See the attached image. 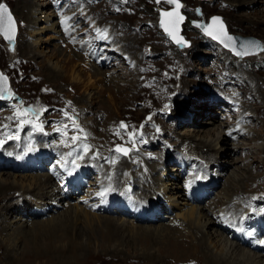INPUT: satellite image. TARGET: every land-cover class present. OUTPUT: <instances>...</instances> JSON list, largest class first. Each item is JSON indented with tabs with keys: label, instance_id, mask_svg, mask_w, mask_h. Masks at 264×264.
<instances>
[{
	"label": "rangeland",
	"instance_id": "obj_1",
	"mask_svg": "<svg viewBox=\"0 0 264 264\" xmlns=\"http://www.w3.org/2000/svg\"><path fill=\"white\" fill-rule=\"evenodd\" d=\"M21 1L0 0V4L7 5L16 21L14 46L6 44L0 36V70L8 77L10 84L8 97L0 100V141L3 142L1 150L10 151L12 143L21 141V137L25 138V141L27 139L29 145L36 143L54 145L55 142L52 141L57 136L52 133L59 130L55 129L56 124L60 126L59 123H69L72 118H75L77 124L71 125L72 128H83L86 134L94 131V143L98 146L99 153L105 152L108 145L130 146L131 150L133 149L134 153L138 154L135 160L138 164L125 162V165L132 166L133 170H137L141 166L149 178L151 173L147 170L145 159L147 161L156 159L155 152H163L165 160L171 158L180 168L181 159L187 161L191 167L185 178L178 179L179 173L175 165L171 163L168 165V170L155 172L153 175V180L164 177L165 181L170 183L169 187L180 185L179 190L183 197L184 193H188L187 191L190 190L189 187L192 186V181L195 180L197 173L203 175L206 170L208 171L209 162L213 167L219 168L218 170L223 172V177L218 180L217 187L213 188V192H208V187L209 190L211 187L207 181L205 182V186L207 183L208 187H203L204 193L211 195L207 196L208 199H204L200 204L201 206L206 205L210 209L211 217L216 219L218 228L211 229V233H217V230L222 231L226 222L233 221L234 214L240 215V218L256 212L257 209L264 214V0H259V6L255 2H253L255 5L250 4L249 6L245 3L240 6L236 3L237 0L205 2L179 0L183 3L181 11L187 18L207 22L211 16H221L228 33L237 35L241 39L253 37L259 40L262 43V51L256 56L244 59L231 56L213 41H209L210 38L187 24L183 25L182 35L189 42V46L185 48L175 46L158 28V14L153 11L154 7L168 10L170 6L164 2L156 5L153 0H93L95 5L91 6V0H61L59 4V0H35L36 4L44 6V9L40 8L39 12L31 13V19H27L25 16L29 11L23 12V8L20 6L22 5ZM50 1L53 4H58L57 7H62V4H65L63 8L68 13L72 11L69 14L80 16L78 21L83 24L84 32L97 36L99 44L105 43L112 54L111 57L114 56L121 67V70L118 68L113 72L116 82L110 84V75H106L107 79L104 82L96 77H92L93 82H90L89 77L90 74L92 75L94 67L89 68L90 65L86 62L88 54L83 52L73 57L72 54L75 53L58 44L59 39L48 28L49 23L44 19L53 12L52 17L55 21L52 20V23L55 26L61 15L66 14L67 17L68 13L66 11L61 13L59 8L53 5L48 7L47 4H50ZM17 3L18 5H16ZM89 6L90 8L87 10L86 8ZM79 23L73 22V29L76 30ZM32 25L33 27H30ZM85 26L87 30H85ZM72 34L75 35L71 37L73 41L78 35ZM66 36H71V34ZM33 39H35L34 44L32 43ZM36 41L38 43H35ZM30 44H32V49ZM30 50H34V52H30ZM102 59L104 58H99V60ZM57 66L58 68H56ZM53 68L59 71L60 76L50 79L47 72ZM100 70L103 73L106 72ZM109 71H111L110 64ZM73 75L75 77L79 75L78 79L76 80ZM214 92L223 94L226 98L224 108L229 113L225 114L228 117L224 122H221L222 125L223 123L225 125L232 123L233 117H236L235 120H239L238 115L242 112L245 113L243 114L245 117L243 116L242 119L247 125V133L241 135L240 133L245 131V125L239 122L235 127L234 142L232 138H229L227 140L228 147L224 148L222 153L219 152V155L217 154L219 147H217V151H213V155L218 156L219 161H216L219 164L212 160L209 161V159L193 158L188 150L195 148L189 143L192 142L189 138H193L195 133L192 131L188 133V130H201V133H196L199 134L200 137L197 139H200L201 143L208 141V144H211L210 142L216 139L217 133L207 132L212 128V125L207 124L208 121L216 117H212L213 114L219 115L220 112L218 109L220 105L209 108L206 105V103L208 104L206 100L208 95L213 100L219 98L214 96ZM16 96L19 97V101L15 100ZM84 99L88 101H84ZM177 106L178 108H176ZM203 109L204 111H202ZM207 109L211 111L206 112ZM32 111L38 113V117L34 116ZM161 120L162 122H160ZM220 130L225 135L226 130L223 126ZM230 131L233 130L230 129ZM240 135L242 138L239 137ZM58 138H61L59 145L72 142L69 137L61 135ZM199 141L197 140V144L200 143ZM186 145L188 146L186 147ZM17 147L18 145H16ZM204 151L206 152L207 148ZM226 152L231 153L230 156H225ZM128 157L130 158V155ZM131 157L133 159L134 155ZM124 159L126 158L124 157ZM88 160L90 161V159ZM35 164L37 163H31L32 166ZM181 169L184 170V168ZM16 173L0 172V180L6 181L5 179L12 177L9 182L15 183L19 175L33 176V173L20 171ZM3 174L7 175L3 176ZM207 174L209 175V173ZM15 175L16 178H14ZM204 177L205 180L208 179L207 175ZM201 182L199 180L198 183ZM112 183L116 185V182L112 181ZM127 184L123 185L124 190ZM248 184L253 187L250 189L251 186L249 187ZM254 188L255 191H253ZM123 189L121 188V191ZM128 190L131 191L130 186H128ZM235 191H238L240 195L236 194L237 192L232 193ZM65 192L68 194L69 200H72L73 198L70 197L66 187ZM13 193L11 192V194ZM232 196L236 200H230ZM249 196L252 197L247 199ZM22 198L23 196L20 194L14 200L15 202L13 201L15 211L10 216L0 219V227L7 225L9 228L6 229L7 231L0 228V244L2 246V248L0 246V264H210L212 260L207 256L217 258L222 252V248L215 249V245L209 249L202 248L199 244V239L205 238L202 234H199L197 239L194 238L193 241H190L192 238L184 236L187 232L181 230L182 235L169 231L174 235L164 238L165 241L172 237H176L180 241L187 238L191 244L180 242L186 250L169 252L167 249L170 248L168 246L170 241L166 242L167 248L166 244L164 246L160 240L158 243L152 244L151 239L137 240V238H133V230L137 231L138 225L149 227L148 225L135 224L132 222L133 219L128 216L99 215L103 218L119 219L122 221L119 224L122 225L124 222L128 228L125 235L122 233L119 236L112 235V231L98 223L97 217L94 215L97 213L92 212L91 214L90 212L94 210H90L89 207L86 208V211L90 213V218L94 222L92 224L83 215L84 209L81 207H78L80 216L70 214L72 216L70 217L68 215L69 211L73 212L77 208L75 205L67 207L66 210L58 208L60 212L50 213L46 217L25 221L19 217V214H22L19 211L20 208L17 209L19 207L17 202H21ZM154 199H157L155 195ZM185 199L186 197L175 196L173 201L177 204L180 203L179 205L183 204L184 212L188 210L185 205L188 203ZM43 200L34 198L30 200L29 206L33 209L43 203L51 202L50 199ZM241 200L242 202H240ZM226 201L235 203L236 207L229 210ZM162 202L169 209L167 202ZM4 203L5 201H0V209ZM190 204L191 202L188 205ZM223 206H225V212ZM237 206H239V211ZM16 210L19 211V214ZM247 210L248 212L245 213ZM184 212H179V208H174L172 213L180 224L185 225L188 221L184 223ZM66 217L69 218L66 219ZM249 218L250 215L246 217V220ZM56 220L58 222L68 220V225L71 226L68 227L69 234L73 232L72 229H75L88 236L78 239L77 244L72 246L73 242L66 237L51 240L46 234L54 231ZM180 224L179 227H181ZM254 225L251 227H255L259 232L255 221ZM154 226H158L157 228L162 226L164 229L169 228L170 225L166 222ZM55 230L57 232L55 235L67 236L61 233L64 231L58 227H55ZM194 232L197 233L196 230ZM39 235H45V237H37ZM35 237L41 242H38L39 245L37 242L35 243ZM122 237H125L126 240ZM78 244L80 246H77ZM255 244L259 245L260 243ZM40 248L42 249L40 250ZM70 248L72 250H69ZM245 249L254 253L246 247ZM205 252H208V255H205ZM255 253L262 256L258 252Z\"/></svg>",
	"mask_w": 264,
	"mask_h": 264
},
{
	"label": "bare ground",
	"instance_id": "obj_2",
	"mask_svg": "<svg viewBox=\"0 0 264 264\" xmlns=\"http://www.w3.org/2000/svg\"><path fill=\"white\" fill-rule=\"evenodd\" d=\"M54 1V0H53ZM236 1V0H235ZM240 1V2H239ZM61 2V0H59V2H58V4ZM239 2V3H238ZM253 2H255L257 5H258V3H259V0H237L236 1V3L238 4V5H240V6H243V5H245V3L247 4V5H249L250 6V4L251 5H255V4H253ZM50 4H47L48 5V7L49 6H51V5H53V6H55V7H57V5L58 4H56V3H52V1H50L49 2ZM20 4V3H19ZM21 4L22 5H20V6H22V8H23V12L24 11H26V10H28L29 12H28V14L25 16V18H27V19H31V17L30 16H32L31 15V13H36V12H39L40 11V8H43L44 9V6H40V5H37L36 4V2H35V0H22L21 1ZM62 4V3H61ZM16 5H18V3L16 4ZM44 5V4H43ZM63 6H65V4H62ZM90 5L91 6H94L95 5V3H94V1L93 0H91L90 1ZM63 6L62 7H57V8H59V11L62 13V11H63ZM259 6V5H258ZM39 8V9H37V10H35V9H33V8ZM52 7V6H51ZM90 8V6L88 7V8H86L87 10ZM52 9V8H51ZM42 11V10H41ZM44 11V10H43ZM64 11H66V13H68L67 12V10L65 9ZM70 12H72V11H70ZM69 12V13H70ZM67 14V17H66V14L65 15H61V24H60V33L61 34H63L64 36H66L67 34H72V33H75V34H77L78 36H80L78 33H77V31H78V29H79V27L78 28H76V30L75 29H73V27H72V25H71V23H70V20H72L73 18H74V16H72V15H74V14ZM52 14H53V12H51L50 13V15H47L48 17H51V18H48V17H46L44 20L45 21H47L48 23H49V29H51L54 33H55V35H56V24H55V26H54V24L52 23V20H53V17H52ZM38 15V14H37ZM41 16V15H40ZM78 17V16H77ZM69 18H71V19H69ZM79 19H80V16L78 17ZM33 20V19H32ZM39 21H40V18H39ZM53 21H55V19L53 20ZM67 21H68V23H67ZM29 22V21H28ZM31 22V21H30ZM37 23V22H36ZM75 23H79V21L77 20V21H75ZM37 25H38V23H37ZM83 25V24H82ZM30 27H33V25L32 26H30ZM84 28H86V26L84 27ZM66 30V31H65ZM32 33V32H31ZM37 33H39V31H37ZM41 33V32H40ZM38 35V34H37ZM33 36V35H32ZM35 36H36V34H35ZM56 38H57V36H56ZM34 40L35 39H33V41H32V43L34 42ZM40 40V39H39ZM130 41V40H129ZM209 41H212V40H209ZM77 37L73 40V43L74 44H79V50H80V54H82L83 52H85V53H87L88 55H86V62L90 65V67L89 68H92V67H94V68H92V69H94L93 71H92V75L90 74V82L92 81L93 82V80H92V77H96V78H98V79H100L101 81H106V75L108 76V75H110V77H111V79H110V81L109 80H107V81H109L110 82V84H113L114 82H116V76H115V74L113 73V72H115V70L116 69H120L121 67L118 65V64H116V67H113V65H110V70L111 71H109L108 72V68H109V63L108 62H106V60L105 59H102V60H99V58H102V57H100V56H102V53H105L106 51H109V49H107L106 47H101L100 48V52H101V54L100 55H96L95 54V49H96V46H94L93 44H85L84 42H83V40H80L79 42H77ZM125 42V41H124ZM132 42V41H131ZM214 42V41H213ZM35 43H38V41H36ZM215 43V42H214ZM15 44V43H14ZM14 44H12L11 46H14ZM23 44V43H22ZM34 44V43H33ZM125 44V43H124ZM132 44H133V42H132ZM220 49H222V50H224L225 52H227V53H229L227 50H225L224 48H222L221 46H219L217 43H215ZM31 45V46H30ZM29 46H30V48L32 49L33 47H32V44H30ZM134 45V44H133ZM34 46V45H33ZM20 47H21V45H20ZM128 48V47H127ZM132 49V48H131ZM130 50V49H129ZM30 52H34V50H30ZM29 54V53H28ZM77 54H72V56L73 57H75ZM121 55H123V53L121 52ZM96 57V58H95ZM98 57V58H97ZM106 58V57H105ZM131 60H133L132 58H130ZM132 62V61H131ZM136 66V65H135ZM95 67H98V68H100V69H102L103 71H106V72H108V73H103V72H101V70L100 69H96ZM56 68H58V66L56 67ZM121 70V69H120ZM48 75H49V78L50 79H54V78H57V77H59L60 76V73H59V71H57L56 69H51V70H49L48 72ZM78 77H79V75H77ZM75 77L74 75H73V77L74 78H76V80L78 79V77ZM99 81V80H98ZM216 82H218V81H216ZM135 83V82H134ZM220 85V84H219ZM135 87V86H134ZM222 90V89H221ZM215 93V92H214ZM183 94V93H182ZM129 95V94H128ZM185 98V97H184ZM228 98H229V96H228ZM91 100V99H90ZM213 100V99H212ZM214 100H217V98H215ZM84 101H88L87 99H84ZM234 102H236V101H234ZM217 106L219 105V104H216ZM176 108H178V106L176 107ZM207 108H209V107H207ZM91 109V108H90ZM93 111V110H92ZM202 111H204V109L202 110ZM207 111H211V110H206V112ZM32 113H33V115H35V116H37L38 117V113L36 114V112L35 111H32ZM158 113L160 114V111L158 110ZM160 118H161V116H160ZM163 119V118H162ZM37 121V120H36ZM160 122H162V120L160 121ZM209 123H207L208 125L210 124V125H212V128H210L209 130H207V132L208 133H212V132H215V133H217V136H216V139H214V140H212V142H210L211 144H208V141H203V143H201V140L200 139H197L198 137H200L199 136V134H196L197 132L199 133L200 131L198 130H188V133H190V131H192V133H195V135H193L192 137L193 138H189V140H191L192 142H189L190 143V146H192V145H194L195 146V148H191V150H189V152L191 153V157H200L201 159H209V161H214V163H217V161H219V159H218V156H216V154L215 155H213V151H217L218 149H217V147H219V150H218V155L220 154V153H222V151H223V149L225 148H227L228 147V143H227V136L226 135H223V132H221V130H220V128L222 127V123L219 121V120H217L216 118H211V120L210 121H208ZM163 124V123H162ZM162 126V125H161ZM160 126V127H161ZM240 127V126H239ZM158 129H159V127H158ZM169 129V128H168ZM167 130V129H166ZM172 132V131H171ZM204 132V131H203ZM167 133V132H166ZM201 133V132H200ZM214 133V134H215ZM147 134V133H146ZM241 135L243 134V133H240ZM198 135V136H197ZM170 136V135H169ZM189 137V136H188ZM187 137V138H188ZM213 137V136H212ZM255 137V136H254ZM173 138V137H172ZM193 139V140H192ZM145 140V139H144ZM188 140V141H189ZM197 140L200 142L199 144H197ZM251 140H254L253 138H251ZM230 141V140H229ZM196 142V143H195ZM249 146H250V143L248 144ZM188 145H186V147H187ZM190 146H189V148H190ZM23 147L21 146V148L20 149H22ZM107 148V147H106ZM205 148H207V151L205 152L204 151V149ZM186 149V148H185ZM115 151V150H114ZM185 151H187V150H185ZM235 151V150H234ZM116 153H118V154H120V155H122L121 153H119V152H117V151H115ZM150 152V151H149ZM220 152V153H219ZM230 154L231 153H225V156H230ZM130 155V154H129ZM129 155H127V156H129ZM187 155V154H186ZM185 155V156H186ZM123 157H125V158H127L125 155H122ZM173 156V155H172ZM188 156V155H187ZM141 157V156H140ZM142 158V157H141ZM181 158V157H180ZM125 160V159H124ZM131 160H133V159H131ZM144 160V159H143ZM170 160H171V158L170 159H168V160H163V158H160V161H158L157 162V164H156V166L153 168V173H158L159 171L161 172V171H166V170H168V165H169V163H170ZM190 160V159H189ZM217 160V161H216ZM208 161V162H209ZM226 161V160H225ZM181 168H185V166L187 165V161H185V160H183V159H181ZM33 163V162H32ZM124 164V162H118L117 164H114V165H112L113 166V168L111 169V172H113L114 173V176H115V182L117 183L116 185H114V184H112L111 185V187H113V188H118V185L119 184H124L125 183V181H127V180H129V179H131L132 178V175L131 174H128V173H125L126 174V178H125V176L123 175V171L125 170V171H127V172H129V168H130V165H126L125 166V168H124V170H121V167H122V165ZM179 164V163H178ZM208 164V163H207ZM217 164H219V163H217ZM125 165V164H124ZM133 165V164H132ZM196 165V164H195ZM194 168V167H193ZM120 170H121V173H120ZM173 171H176V169H173ZM178 172V171H177ZM199 172V171H198ZM207 172V170L203 173V175L204 176H206L205 175V173ZM17 173H18V171H17ZM4 175H7V174H3V176ZM151 175V174H150ZM149 175V176H150ZM202 175V173L200 174H198L197 173V175L195 176V179L199 182V180L200 181H202L201 183H196L195 184V187H194V190L193 191H191V190H189V191H187L188 193H184V197H186V201H187V203L189 204L190 202H191V204L190 205H188V204H186L185 202V205H186V209H187V207H188V210L187 211H185L184 212V209H185V207H184V205L183 204H181V205H179V204H177V203H175V202H173L174 201V197L175 196H178V197H181V198H184L183 197V195L181 194L182 192H181V190H179L180 188H181V186L180 185H174L172 188L171 187H169V184L170 183H168V182H166L165 181V178L163 177H158V178H154L155 180H153V189H152V191H151V193H150V197L148 196L144 201H141V202H143L142 204H145V207H142L141 205H137V206H133V209H134V211H135V213L137 214V215H141L142 216V219H144V218H152L153 217V212H149L148 211V209H147V205H148V202H160V201H165V202H167V204L169 205V210L171 211V212H174V208H179V212H184L183 213V217L185 218V221H184V223L185 222H187L188 221V223H186L185 225L182 223V224H180L181 225V227H179V225L177 226V227H175V226H169V228L167 227V228H162V226H161V228H157L156 226H154L153 227V225H148L149 227H140L139 225L137 226V228H139L137 231H135V230H133V232H134V234H133V238H137V240H140L141 238H146V240L147 239H151L150 241L152 242V244L153 243H158L159 242V240H160V242H162V244H164V246H165V244H166V247L168 248V246H170V248H168L167 250L169 251V252H174V250H178V251H182V250H186V248H184L185 246H183V241L185 242V243H187V244H191V243H189V240L186 238V239H183L182 241H180V240H178L176 237H172L171 239H167L166 241H165V239L164 238H170V235L171 236H173L174 234H170V233H176V234H180V235H182L181 233V231H185V232H187V234L186 235H184V236H186V237H191L192 239H190V241H193L194 240V238H196L197 239V236L199 235V234H202L203 236H205V238H203V237H201L200 239H199V244L202 246V248L203 247H206V248H210L212 245H215L214 247H215V249L216 248H222V252H221V255H219L217 258H211V256H209L208 255V252H205V255H208L207 257H209V259H211L212 261H210V264L212 263V264H264V256H260V255H257V253H251V252H249V251H247L246 249H245V247L244 246H240V245H238L237 243H235L236 241L234 240L233 241V239L231 238V236H230V234H228V233H225L223 230L222 231H218L217 230V233H211V229H213V228H218V226H217V224H216V219H213L212 217H211V213H210V209L209 208H207L206 207V205L205 206H201L200 204H198L197 202L199 201V200H201V199H203V196L204 195H206L205 193H204V188H207L208 187V185L207 186H205V177ZM11 176V175H10ZM14 176V175H13ZM131 176V177H130ZM167 176V175H166ZM177 176V175H176ZM243 176V175H242ZM172 177V176H171ZM10 178H12V177H9V179H5L6 181H3V180H0V201L2 202V201H5V203H4V205H3V207H2V209H0V219H3L4 217L5 218H7L8 216H10L14 211H15V207H14V204H13V201L15 200V199H17L18 198V196L20 195V194H22V196H23V198H22V201L21 202H17V204H19V207H17V209L18 208H20L19 209V211H21L22 213H24V212H28V211H30L31 210V207L29 206V204H30V200H32V199H34V198H39V199H44V200H47V199H50L51 201L53 200V198L52 197H54V198H56V197H58L59 196V193H54L53 192V186H54V183H53V181L48 177V176H46V175H40V176H30V175H24V176H17V178H16V175H15V177L14 178H16L17 179V182H15V183H11V182H9L10 181ZM180 178V176L178 175V179ZM101 179L103 180V175H101ZM190 179V178H189ZM14 180V179H13ZM70 180V179H69ZM135 180L136 181H134V180H132L134 183H135V186H137V185H139V186H141V180H139V177H137V178H135ZM171 180V179H170ZM113 181V180H112ZM170 182V181H169ZM191 182V181H190ZM8 183H11V184H8ZM194 181H192V185L194 186ZM203 185V186H202ZM125 186V185H124ZM157 186V187H156ZM202 186V187H201ZM248 186L250 187L251 185H249L248 184ZM247 186V187H248ZM204 187V188H203ZM253 186H251L250 187V189L252 188ZM127 188V187H126ZM148 188H150V187H148ZM157 188V189H156ZM256 188V187H255ZM254 188V190L253 191H255L256 189ZM145 189V188H144ZM228 189V188H227ZM257 189H258V187H257ZM214 190V189H213ZM230 190V189H229ZM208 191H209V187H208ZM11 192H14L13 194H11ZM157 192V193H156ZM190 192V193H189ZM237 192V193H236ZM257 192V191H256ZM233 194H238V195H240L239 194V192L238 191H235V192H232ZM16 194H18V195H16ZM154 195L156 196V198L157 199H154ZM174 195V196H173ZM232 195V194H231ZM230 195V196H231ZM247 196H248V194H246ZM33 196H34V198H33ZM236 196V195H235ZM17 197V198H16ZM252 196H249V197H247V199L248 198H251ZM257 197V196H256ZM259 197V196H258ZM69 199V198H68ZM234 200L235 198H234V196H232V198L230 199V200ZM238 199V198H237ZM245 199V198H244ZM36 200H38V199H36ZM43 200V201H44ZM182 200V199H181ZM184 200V201H185ZM198 200V201H197ZM236 200V199H235ZM256 200V199H255ZM42 201V200H41ZM67 200H64V199H61V203L63 204L64 202H66ZM239 201V200H238ZM242 201V200H241ZM240 201V202H241ZM251 201V200H250ZM15 202V201H14ZM206 202V201H205ZM234 202H236V201H234ZM240 202H237V203H240ZM244 202V201H243ZM246 202V201H245ZM252 202V201H251ZM23 203H25V204H23ZM37 203V202H36ZM39 203H40V201H39ZM136 203H138V202H136ZM226 203H227V201H226ZM254 203V202H253ZM47 204H51V202L50 203H47ZM228 204V206H229V208L232 210L234 207H236L232 202H228L227 203ZM158 205V203L155 205V207H158L157 206ZM176 205H177V207H176ZM244 206V205H243ZM39 207V206H38ZM70 207V206H69ZM78 207L79 206H77V211H76V209L73 211V212H71V211H69L68 212V215L70 216V214H72V216H74V214H76V216H80L79 214V209H78ZM238 207V211H239V206H237ZM170 208H173V209H170ZM243 208V207H242ZM261 208V207H260ZM61 210L63 209H65L64 207H62V208H60ZM229 209V210H230ZM73 210V209H72ZM83 210V209H82ZM228 210V211H229ZM236 210V209H235ZM16 211H18V210H16ZM19 211L17 212V213H19ZM76 211V212H75ZM58 212H60V210L59 211H57V213ZM83 212V215H85V217H86V219L90 222V224H92V220H91V218H90V213H88L86 210H83L82 211ZM93 213L95 212V211H92ZM225 212V211H224ZM230 212V211H229ZM236 212H237V210H236ZM248 212V210L247 211H245V213H247ZM213 213V212H212ZM244 213V214H245ZM92 214V213H91ZM238 214V213H237ZM96 217H97V220H98V223L101 225V226H106L107 228H108V230L109 231H112V235H115V236H119L121 233L123 234V235H125V233H126V231H127V227L125 226V223L123 222V224L122 225H120L119 224V222H122L121 220H115L114 218H111V217H104L103 218V216L101 217V216H99V215H97V214H94ZM243 215V214H242ZM72 216H70V217H72ZM181 216V217H182ZM240 216V215H239ZM239 216H237V215H235L234 214V216H233V221H235V219H239ZM20 217V216H19ZM214 217V216H213ZM64 218H65V216H64ZM67 218H69V217H66V219ZM76 218V217H75ZM71 219V218H70ZM59 220V219H58ZM58 220H56L57 221V223H55L54 225V231H50V232H48L46 235H48V238L50 237L51 238V240L53 239V240H56V239H58L59 237L60 238H63V237H66V238H68L71 242H73V244L71 243V246L72 245H76L77 244V241H78V239H81L82 237H85V236H88L87 234H84V233H82L80 230H75V229H70L71 231H73V232H71L70 234L68 233V227H69V222H67V221H61V222H58ZM79 220H80V218H79ZM55 221V222H56ZM70 221V220H69ZM75 221V220H74ZM73 221V223H75ZM77 221V220H76ZM78 223V222H77ZM94 223V222H93ZM168 223V222H167ZM219 223V222H218ZM71 224V223H70ZM250 224H251V226H253L254 225V222H252V221H250ZM11 225V224H10ZM51 225V224H50ZM141 225V224H140ZM255 226V225H254ZM12 227V226H11ZM55 227H58V229H60V230H63L64 232H61V233H63V234H66L67 236H58V235H55V233H57L56 232V230H55ZM71 227V226H70ZM69 227V228H70ZM160 227V226H159ZM235 227H237V228H235ZM257 227H259L258 225H257ZM1 228V230H3V231H5L6 229L8 230L9 228H7V225L6 226H2V227H0ZM134 228V227H133ZM181 228V229H180ZM232 228H235V229H237V231L239 232V234H243L244 236H246V237H249L251 240H249L248 241V243H249V245H257V244H255V243H260V241H259V232L257 231V229H255V227H249V228H243V227H240L239 225H233L232 226ZM57 229V228H56ZM115 231H114V230ZM161 229V230H160ZM6 230V231H7ZM181 230V231H180ZM194 230H196L197 231V233H195L194 232ZM214 230V229H213ZM44 231V230H43ZM169 231H170V233H169ZM136 232V233H135ZM213 232V231H212ZM237 233V232H236ZM38 234V233H37ZM36 234V235H37ZM60 234V233H59ZM91 234V233H90ZM93 234V233H92ZM215 234L217 235L216 237H215ZM23 235V234H22ZM92 236V235H91ZM122 236V235H121ZM138 236V237H137ZM184 236H182V237H184ZM37 237H45V235L44 236H37ZM37 237H35L36 239H35V243L37 242H39V243H41L40 241H38L39 239L37 238ZM126 237V236H125ZM125 237L123 238L124 240H126L125 239ZM128 237V236H127ZM24 238V237H23ZM33 238V237H32ZM90 238V237H89ZM162 238V239H161ZM38 239V240H37ZM120 239H121V237H120ZM45 240V239H44ZM131 240V239H130ZM23 241V240H22ZM31 241H33V240H31ZM58 241V240H57ZM167 241H170L171 243L170 244H168V246H167ZM43 242V241H42ZM46 242H48V241H46ZM54 242V241H53ZM128 242V241H127ZM180 242H182V243H180ZM39 243H38V245H39ZM80 243V242H79ZM43 244V243H42ZM42 244H41V246H42ZM48 244V243H47ZM33 245V244H32ZM36 246H37V244H35ZM156 245V244H155ZM0 246H1V244H0ZM35 246V247H36ZM77 246H80V244H78ZM77 246L75 247L76 249H77ZM51 247V246H50ZM1 248H2V246H1ZM39 248V247H38ZM81 249H83L82 247H80ZM42 248H40V250H41ZM260 249V248H259ZM13 250V249H12ZM35 250V249H34ZM39 250V249H38ZM45 250H46V248H45ZM69 250H72L71 248L69 249ZM74 250V249H73ZM261 251H259L258 249L255 251V252H258V253H260L261 255L263 254V250L264 249H260ZM54 251H56V250H54ZM58 251V250H57ZM15 252V251H14ZM43 252V251H42ZM71 252V251H70ZM32 253V252H31ZM69 254V253H68ZM204 255V256H205ZM152 256V258H154L153 257V255H151ZM206 257V256H205ZM9 258V257H8ZM192 261V260H191ZM208 262H209V260H207ZM206 262V261H205ZM204 262V263H205ZM190 263H192V262H190ZM208 264V263H207Z\"/></svg>",
	"mask_w": 264,
	"mask_h": 264
},
{
	"label": "snow or ice",
	"instance_id": "obj_3",
	"mask_svg": "<svg viewBox=\"0 0 264 264\" xmlns=\"http://www.w3.org/2000/svg\"><path fill=\"white\" fill-rule=\"evenodd\" d=\"M160 2L161 0H156V3L159 4ZM166 3L174 4L176 6L177 11L175 12H163L162 11L161 12V27H163L165 32H167L168 35L171 36L173 40H176L177 43H186L182 40V38H178L176 35V33L179 31V28H178L179 24L182 23L185 19L184 16L181 15L178 11L179 8L182 7V5L180 4L179 0H166ZM165 18H168V19L166 20ZM214 25H219L221 33L224 36H227L225 26L223 25V22L220 17H213L211 25L197 24L196 26L201 27L206 32V34L212 36L213 39H219L220 37L214 34V32L210 30ZM15 32H16V21L14 20L7 5L0 4V33H3V35L5 36V39L12 41L14 40ZM227 39L228 41L234 40V38L231 36H227ZM221 43H224V41L221 40ZM228 46H229L228 44H225V47H228ZM249 47H260V46L256 44L255 42L249 41L244 45L245 51L243 53L237 52L236 54L237 55L248 54L247 49ZM0 77H2V74H0ZM0 98H2V96H0ZM28 111H31V110H28ZM121 126L125 127L124 125H121ZM117 135H119V133H117ZM2 144L3 142L0 141V146H2ZM116 151L125 152L126 154V150L120 147H118ZM69 174H71V170H69Z\"/></svg>",
	"mask_w": 264,
	"mask_h": 264
},
{
	"label": "water",
	"instance_id": "obj_4",
	"mask_svg": "<svg viewBox=\"0 0 264 264\" xmlns=\"http://www.w3.org/2000/svg\"><path fill=\"white\" fill-rule=\"evenodd\" d=\"M161 1L166 2V0H161ZM202 1H208V0H202ZM154 2H155V4H158V3H156V0H154ZM179 2H180V1H179ZM180 4L183 5L181 2H180ZM169 5L171 6V8L168 9V10H160V9H158L157 7H155V8H153V11H155V12L158 13V27H159V28L162 30V32H163L165 35H167V36L170 38V40H171L175 45H177V46H181V47H187V46H189V42L186 41V40L184 39V37L181 35V32H182V25H183V24L187 23V24H189V25H191V26H193V27L199 29L204 35L209 36V37H212V36L206 34V32H205L201 27H197L196 25H197V24H202V25L207 24V25H211V24H212V18H213V17H220L221 20H222V22H223V25L225 26V29H226V32H227V36H231V37H233L234 40H233V41H228L227 36H224V35L221 33L219 25H214L210 30L213 31L214 34H216V35H218V36L220 37L219 39H215L218 43H220V44L223 45L224 47H225V44H228L229 46L226 47V49L230 50V51H231L232 53H234L235 55H237V54H236L237 52H241V53H243V52L245 51L244 45H245L247 42H249V41H252V40H253L252 42H255L256 44H258V45L260 46V47H249V48L247 49L248 54H246V55L242 54V55H240V56L237 55L238 57H245V56H250V55H257V54L261 51V49H262V45H261L260 41L257 40V39H254L253 37H251V38H250V37H246V38L241 39V37H239V36H237V35L229 34V33H228V30H227V27H226V25H225V23H224V21H223V18H222L221 16H211V17L208 19L207 23H204V22H201V21H196V20H192V19H190V18H187L185 15L181 14V12H180L181 8H179L178 11H179V13H180L181 15L184 16L185 19H184V21H183L182 23L179 24V26H178L179 31L176 33V35H177L178 38H182V40H183L184 42H186V43H177L176 40H173L172 37L169 36L167 32H165L164 28L161 27V12H162V11H163V12H175V11H177L176 6H175L174 4H169ZM165 19L167 20L168 18H165ZM15 34H16V32H15ZM0 36L5 40V42H6L7 44H14V43H15L14 40L9 41V40L5 39V36L3 35V33H0ZM212 38H213V37H212ZM14 39H15V36H14ZM221 40H223L224 43H221ZM233 49H234V50H233ZM243 55H244V56H243ZM5 78H6V79H5ZM0 85H1V88L4 89V91H7L8 86H9V85H8L7 77H4V76L0 77Z\"/></svg>",
	"mask_w": 264,
	"mask_h": 264
}]
</instances>
